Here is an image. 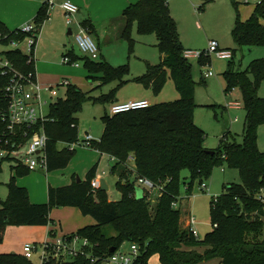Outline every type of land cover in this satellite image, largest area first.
Wrapping results in <instances>:
<instances>
[{
  "label": "trees",
  "instance_id": "trees-1",
  "mask_svg": "<svg viewBox=\"0 0 264 264\" xmlns=\"http://www.w3.org/2000/svg\"><path fill=\"white\" fill-rule=\"evenodd\" d=\"M233 4L236 7L237 3L233 1ZM48 9L43 1L32 19L37 29L48 18ZM262 16L264 0L255 4L245 20L236 10L231 36L237 46L264 44ZM123 17L125 25L121 35L129 36L132 24L136 23L139 33L155 34L161 55L160 61L148 64L147 71L138 79L158 90L169 75L179 98L142 109L102 115V134L98 140L92 139L88 147L109 157L110 171L118 175L115 183L121 192L118 200H110L107 191L100 188L92 190L96 163L83 179L77 181L74 176L68 185L48 186L47 201L32 203L26 187L16 183L17 176L26 175L30 170L20 163L12 165V174L6 183L7 195L0 201V242L7 225H47L53 221L50 218L53 208L71 206L91 216L96 223L63 235L70 238L76 234L87 239L89 244L84 247L83 255L68 256L61 263L57 260L58 264H99L111 255V247L116 251L126 241L139 246L133 264H148L154 254L161 264H198L212 258H220L222 264H264V151L257 145V129L264 122V98L258 94L264 83V57L252 59L243 70L234 68L233 58L228 60L223 72L225 92L233 88L240 90L245 111L242 141L238 143L224 134L216 148L208 149L204 146L205 133L193 118L196 82L192 77V65L184 56L186 49L180 42L177 24L166 0H137L123 10ZM88 23L83 22L82 26L89 30ZM26 35L18 28L8 30L0 22V43L8 45L10 40H22ZM201 52L198 62L203 65L208 63L209 55ZM234 52L231 50L232 55ZM65 55L70 58L69 63L82 64L88 72L87 79L99 78L101 83L118 80L119 83L109 93L97 97L75 84H68L63 96L58 93L56 99L49 102L44 120L26 129L29 135L39 129L45 132L47 171L66 167L74 156L75 148L69 146L80 140L76 113L82 104L87 100L112 99L128 72L126 64L113 67L102 59L77 55L72 49ZM0 57L8 59L20 72L35 75L34 60L28 61V56L18 49L0 51ZM8 82L9 77L0 74L2 111L8 104L2 91ZM5 131V122L0 118V135ZM19 139L23 140L21 136ZM59 143L64 145L59 147ZM223 163L238 170L240 181L225 184L220 194L211 197L212 228L200 239L181 226L180 209L175 207L180 188L184 184L190 193L195 182L202 184L213 168ZM129 165L137 176L161 184L154 208L151 209L150 200L144 194L138 195L139 188L134 184ZM185 169L188 171L186 179L182 177ZM106 228L114 233L108 234ZM198 246L205 249L199 252L195 249ZM55 261L44 263L55 264ZM0 264L34 262L22 254L0 253Z\"/></svg>",
  "mask_w": 264,
  "mask_h": 264
},
{
  "label": "rangeland",
  "instance_id": "rangeland-1",
  "mask_svg": "<svg viewBox=\"0 0 264 264\" xmlns=\"http://www.w3.org/2000/svg\"><path fill=\"white\" fill-rule=\"evenodd\" d=\"M37 1L42 2L43 0ZM233 1L237 3L236 7ZM259 1L166 0L170 14L177 24L179 39L184 48L189 51H206L209 40H216L220 49L235 51L233 57L234 68L239 70L245 69L252 59L264 57V44L257 46H237L231 36V28L234 24L236 10L240 18H244L252 11L253 5ZM261 19H264V16ZM123 21L124 19H122ZM68 27H72L74 31H77L75 24L71 26L66 23L64 24L60 29V38L64 39V44H61V50L66 45V47H72L75 53L81 54L74 37L72 34L67 33ZM117 34L110 35L106 42L102 41L101 49L105 47L107 55L106 57L99 56L96 60L102 59L113 67L126 64L128 72L123 76L125 82L117 88L112 99L103 102L87 100L82 104L81 109L76 113L80 139H83L86 132L90 133L95 140L100 138L103 131L101 117L104 113L109 114L110 105L119 93L123 96H137V94L142 92L145 95L147 94L146 96L150 105L179 98V92L175 87L173 79L169 75L158 90L151 84H146L138 79L147 71L148 64H156L161 59L160 52L156 46L157 39L155 34L139 33L136 28V23L132 24L129 36L120 35V31ZM92 38L94 39L93 36ZM38 45L36 43V52L34 53L36 61L37 56L42 57L37 52ZM8 48H11V45L0 43V51ZM20 48L25 50L26 43L22 42ZM208 55L209 61L203 65L198 62V57L195 55L190 56L188 60L192 65V77L196 82L194 90L196 103L193 111L194 122L205 133L204 146L212 149L217 147L221 136L224 134H229L230 139L234 138L238 143L242 141L245 111L238 88H233L225 92L226 80L223 72L228 67L229 59L217 56L216 52H210ZM57 59L55 63L59 66L80 69L81 72L76 69H71V76L74 77L71 78V81L92 96L97 97L102 94H107L113 88L117 87L119 83L118 80L101 83L99 78L87 79L86 70L81 64L73 67L62 62L61 52H59ZM209 70L212 74L205 77V73ZM54 85L57 87L59 96H63L65 86L60 85L59 82ZM258 94L264 98V83L260 85ZM43 99L47 100V103L43 105V113L46 114L49 102L56 99V96L50 97L49 94H44ZM228 101H238L240 105L239 107H227L226 104ZM63 145V143H59V147ZM257 145L261 151H264V122L257 129ZM80 147L77 146L76 148ZM130 158L128 157L129 160L132 159ZM14 164V159L2 158L0 155V188H3L5 185L4 182L9 178L11 166ZM110 167V160L103 156L102 162L98 165V172L108 185V198L110 200H118L121 197V192L115 186L118 175L111 173ZM63 169L56 170L55 172H60ZM129 169L132 171V176L135 175L133 166L129 165ZM182 177L185 179L188 177V171L186 169L182 171ZM239 181L238 170L223 163L216 165L210 176L203 180L202 183L206 185V188H203L201 183L195 182L189 193L186 190V185L182 184L179 200L175 205L176 208L180 209L181 226L184 227L186 215L190 214L195 221L194 228L196 229L197 237L201 239L212 228L210 220L211 197L220 194L225 184ZM135 186L140 189L138 185ZM158 191L153 190L151 193H144L145 198L150 200L151 209L156 204ZM262 196L264 197V190L262 191ZM185 208L186 211L184 212ZM105 231L108 234L114 233L109 228H106ZM129 246L130 242L126 241L120 246L119 250L128 251ZM31 260L34 264H40L39 254L34 252ZM64 260L66 259H61L59 262L61 263ZM59 262L56 260L55 264ZM99 264H106V262L103 261ZM148 264H161L158 255H152L149 258Z\"/></svg>",
  "mask_w": 264,
  "mask_h": 264
},
{
  "label": "crops",
  "instance_id": "crops-1",
  "mask_svg": "<svg viewBox=\"0 0 264 264\" xmlns=\"http://www.w3.org/2000/svg\"><path fill=\"white\" fill-rule=\"evenodd\" d=\"M70 1L76 4L78 7V11L74 15V22L72 24H75L77 26L78 23L82 24L86 21L89 22V33L91 37H94L97 44L98 57H106V48L103 47V49H101L102 41L106 42L108 40V37L112 34L118 35L117 33H119V31L121 35L125 25V20L122 22V19H124L123 10L129 4L134 3L137 0ZM61 2L62 0H54L53 6L48 9V18L44 21V23L38 30L39 32L36 43H38L39 45L37 52L42 57L37 56L36 61L34 54V62L36 61V79L42 85H54L61 80H68L69 84H73L71 78L74 77L71 76V69L80 71V69L78 68H66L55 63L58 60L57 58L59 52H61V58H63V56H66L65 54L68 50L72 49L74 51L72 47H66V45H64L63 50H61V44H64V39L60 38V29L66 23L64 10L60 6ZM42 4L43 1L41 2L37 0H0V22L3 23L5 27L10 31L19 28L21 25L32 21L33 17L36 15L38 9ZM254 6L255 4L253 5V8ZM252 11H250V13L246 17H241V19H247ZM260 22L264 25V19L260 18ZM73 32L75 31L72 29V27H68L67 33L72 34ZM102 37L104 38L101 40ZM225 50L231 51L230 49ZM20 52L23 53V50ZM35 52L36 49H34V53ZM77 55L87 56L82 52L81 54ZM233 56L234 55H232V58ZM75 63L77 64L73 65L68 63L67 65L76 67L81 64L80 62ZM85 72L88 74L87 71ZM146 95L142 92L137 94V96H123L119 93L113 103L141 99H145L148 101ZM103 156L107 157V159L109 160V157L106 154L100 153L98 150L93 148L81 146L80 148H75L74 156L70 159V161L66 165V168H62L63 170H61L60 172H55L59 169L52 171L43 169L30 170V172L26 175L17 176L16 183L20 186L26 187L29 193V200L32 203H44L47 201L48 186L59 187L68 185L72 182L74 176H79L80 179H83L86 172L96 163V176L101 177L98 172V165H100V163L102 162ZM11 174L12 171L10 169V175ZM9 178L4 182V186L6 187V189L4 186L3 188H0V201L6 198V183L8 182ZM185 211L186 208L184 209V212ZM50 218L53 221L52 223L47 225H7L5 228L3 240L0 242V253H17L23 255V245L26 242H31L36 248L35 253L39 254L42 244L51 242L56 237L73 233L78 228L85 225L96 223L91 216L83 215L77 207L71 206L53 208L50 212ZM195 249L199 252H202L205 247L198 246L195 247ZM207 263L222 264L220 258L203 260L198 264Z\"/></svg>",
  "mask_w": 264,
  "mask_h": 264
},
{
  "label": "built area",
  "instance_id": "built-area-1",
  "mask_svg": "<svg viewBox=\"0 0 264 264\" xmlns=\"http://www.w3.org/2000/svg\"><path fill=\"white\" fill-rule=\"evenodd\" d=\"M43 1L49 8L53 6L54 0ZM60 6L64 10L66 24L71 25L74 22V15L78 11L77 5L70 0H62ZM38 30L33 21L21 25L18 31L27 33V35L22 40H10L9 45H11V49L22 51L20 44L24 42L26 43V48L23 50V53L28 56V61L34 60V49L38 38ZM72 34L78 48L83 54L91 59L98 57L97 44L86 27L78 23L77 31ZM210 52H216L217 56L221 58H232L231 51L220 49L216 40H209L207 50L203 51L204 55H208ZM201 53V51L186 50L184 56L187 58L193 55L199 57ZM62 62L68 64L70 58L63 56ZM69 64L76 65L77 63L72 62ZM0 74L9 77L8 84L2 90L3 98H6L8 104L6 110H0V118L6 125V131L0 135V155L2 158L14 159L15 163L23 164L29 170H46L47 159L45 147L48 138L43 129L34 131L30 135L26 129L34 126L37 121L44 120L46 114L43 113V105L47 103V100L43 99V95L49 94L50 97L56 96L58 94L57 87L52 84H40L36 79V70L35 75L31 72L24 74L14 68L11 62L5 57H0ZM211 74L212 72L209 70L205 73V77ZM59 84L66 87L69 82L68 80H61ZM149 105V102L145 99L113 103L110 105L109 114L142 109ZM239 105L240 103L238 101H228L226 104L227 107H239ZM19 136L23 140H20ZM92 139L93 137L89 133H86L83 139L70 144L69 148H76L77 146L88 147ZM132 178L134 184L138 185L142 190V194L159 190L158 196L162 190L161 185H157L145 177L135 174ZM100 180V176H95L91 180L92 190L100 188ZM202 186L206 188L204 183H202ZM194 223V218L190 214L186 215L184 227L188 228L197 237ZM88 244L87 239L81 238L76 234H73L70 238L63 236L56 237L53 241L41 245L39 251L40 264H45L44 262L51 259L61 260L68 256L75 257L83 255L84 247L88 246ZM22 252L25 257L31 258L34 252H36V248L31 242H26L22 247ZM138 254L139 246L131 242L128 251L118 249L112 252L105 259V262L106 264H133Z\"/></svg>",
  "mask_w": 264,
  "mask_h": 264
},
{
  "label": "water",
  "instance_id": "water-1",
  "mask_svg": "<svg viewBox=\"0 0 264 264\" xmlns=\"http://www.w3.org/2000/svg\"><path fill=\"white\" fill-rule=\"evenodd\" d=\"M76 180L79 181L80 180V177L79 176H76ZM100 189H102L104 191H107L108 190V185L105 183V180L103 178L100 180ZM137 192H138V195H140V196L142 195V190L141 189H139ZM263 238H264V233H263ZM109 251L112 253V252L115 251V248L114 247H111L109 249Z\"/></svg>",
  "mask_w": 264,
  "mask_h": 264
}]
</instances>
